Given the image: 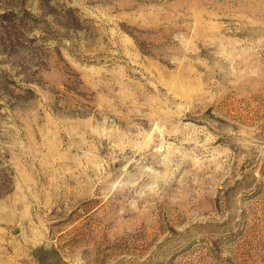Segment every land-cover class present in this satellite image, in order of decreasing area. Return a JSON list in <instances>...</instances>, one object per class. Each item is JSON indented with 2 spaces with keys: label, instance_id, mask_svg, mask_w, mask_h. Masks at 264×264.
<instances>
[{
  "label": "rangeland",
  "instance_id": "rangeland-1",
  "mask_svg": "<svg viewBox=\"0 0 264 264\" xmlns=\"http://www.w3.org/2000/svg\"><path fill=\"white\" fill-rule=\"evenodd\" d=\"M0 264H264V0H0Z\"/></svg>",
  "mask_w": 264,
  "mask_h": 264
}]
</instances>
